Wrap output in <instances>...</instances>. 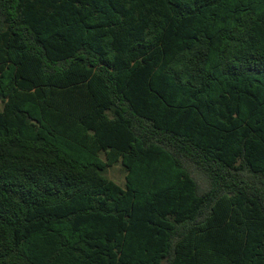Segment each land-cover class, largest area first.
Instances as JSON below:
<instances>
[{
  "label": "trees",
  "instance_id": "obj_1",
  "mask_svg": "<svg viewBox=\"0 0 264 264\" xmlns=\"http://www.w3.org/2000/svg\"><path fill=\"white\" fill-rule=\"evenodd\" d=\"M0 264H264V0H0Z\"/></svg>",
  "mask_w": 264,
  "mask_h": 264
},
{
  "label": "rangeland",
  "instance_id": "obj_2",
  "mask_svg": "<svg viewBox=\"0 0 264 264\" xmlns=\"http://www.w3.org/2000/svg\"><path fill=\"white\" fill-rule=\"evenodd\" d=\"M108 177L119 185L124 183V172L120 165H116L108 170Z\"/></svg>",
  "mask_w": 264,
  "mask_h": 264
}]
</instances>
